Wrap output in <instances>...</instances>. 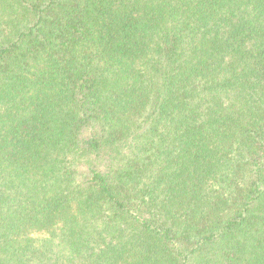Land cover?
Here are the masks:
<instances>
[{
    "label": "trees",
    "instance_id": "16d2710c",
    "mask_svg": "<svg viewBox=\"0 0 264 264\" xmlns=\"http://www.w3.org/2000/svg\"><path fill=\"white\" fill-rule=\"evenodd\" d=\"M0 264H264V0H0Z\"/></svg>",
    "mask_w": 264,
    "mask_h": 264
}]
</instances>
